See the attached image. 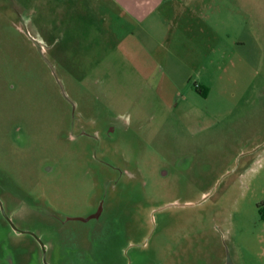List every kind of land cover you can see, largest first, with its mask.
Wrapping results in <instances>:
<instances>
[{
    "label": "rangeland",
    "instance_id": "rangeland-1",
    "mask_svg": "<svg viewBox=\"0 0 264 264\" xmlns=\"http://www.w3.org/2000/svg\"><path fill=\"white\" fill-rule=\"evenodd\" d=\"M202 2L225 55L165 97L93 0H0V202L48 264H264V0ZM0 264H43L1 214Z\"/></svg>",
    "mask_w": 264,
    "mask_h": 264
},
{
    "label": "crops",
    "instance_id": "crops-1",
    "mask_svg": "<svg viewBox=\"0 0 264 264\" xmlns=\"http://www.w3.org/2000/svg\"><path fill=\"white\" fill-rule=\"evenodd\" d=\"M188 3L189 0H93L108 27L105 46L112 49L105 60L95 63L104 61L109 72L110 68L117 70L118 65L127 66L128 73L123 69L121 80L145 81L160 75L158 88L165 97L180 91L192 93L190 80L196 81L194 90L207 96L209 89L203 75L210 64L224 57L225 36L217 24H209L203 2L197 8H187ZM170 101L162 100L165 111L188 112L191 106L189 99Z\"/></svg>",
    "mask_w": 264,
    "mask_h": 264
},
{
    "label": "water",
    "instance_id": "water-1",
    "mask_svg": "<svg viewBox=\"0 0 264 264\" xmlns=\"http://www.w3.org/2000/svg\"><path fill=\"white\" fill-rule=\"evenodd\" d=\"M0 210H1V214L3 216V218L9 223L10 227L12 228L13 231L15 232H19L16 227L14 226V224L12 223V221L7 217V215L5 214L4 212V209H3V206H2V203L0 202ZM100 212H98L97 214L93 215L91 218H97L98 215H99ZM85 221V220H84ZM20 233H27V232H20ZM30 234L31 236H33L37 242L39 243L41 249H42V261H43V264H48L46 262V255H45V249H44V245L42 244V242L32 233H28Z\"/></svg>",
    "mask_w": 264,
    "mask_h": 264
},
{
    "label": "flooded vegetation",
    "instance_id": "flooded-vegetation-1",
    "mask_svg": "<svg viewBox=\"0 0 264 264\" xmlns=\"http://www.w3.org/2000/svg\"><path fill=\"white\" fill-rule=\"evenodd\" d=\"M259 148H257V149H255L253 152H256L257 150H258ZM253 152H251V153H253ZM0 214H1V210H0ZM1 216H2V214H1ZM2 218H3V216H2ZM4 219V218H3ZM5 220V219H4ZM6 221V220H5ZM7 222V221H6ZM8 223V222H7ZM9 224V223H8ZM10 226V225H9ZM12 229V228H11ZM14 233H16V234H28V233H20V231L19 232H15V231H13ZM28 235H30V234H28ZM31 236V235H30ZM36 242H37V240L33 237V236H31ZM38 243V242H37ZM39 244V243H38ZM40 246V245H39ZM40 249H41V247H40ZM44 249H45V247H44ZM41 252H42V249H41ZM45 255H46V250H45ZM43 262V261H42Z\"/></svg>",
    "mask_w": 264,
    "mask_h": 264
},
{
    "label": "trees",
    "instance_id": "trees-1",
    "mask_svg": "<svg viewBox=\"0 0 264 264\" xmlns=\"http://www.w3.org/2000/svg\"><path fill=\"white\" fill-rule=\"evenodd\" d=\"M260 208L262 209V211L260 210V212H261V215H262V217H263V219H264V202L260 205Z\"/></svg>",
    "mask_w": 264,
    "mask_h": 264
}]
</instances>
